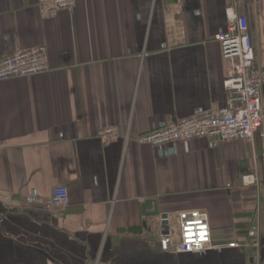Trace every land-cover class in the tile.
I'll list each match as a JSON object with an SVG mask.
<instances>
[{
  "label": "crops",
  "instance_id": "obj_1",
  "mask_svg": "<svg viewBox=\"0 0 264 264\" xmlns=\"http://www.w3.org/2000/svg\"><path fill=\"white\" fill-rule=\"evenodd\" d=\"M37 1L0 0V59L44 45L49 65L0 80V188L13 197L0 201V264H264V138H195L168 156L136 142L154 122L226 105L232 61L215 36L229 10L247 17L264 67V0H74L51 18ZM58 185L67 207L23 204ZM147 199L158 215L142 213ZM184 209L207 213L214 242L244 245L163 250L161 215L175 228Z\"/></svg>",
  "mask_w": 264,
  "mask_h": 264
},
{
  "label": "built area",
  "instance_id": "obj_2",
  "mask_svg": "<svg viewBox=\"0 0 264 264\" xmlns=\"http://www.w3.org/2000/svg\"><path fill=\"white\" fill-rule=\"evenodd\" d=\"M38 10L45 18L55 17L59 12L72 10L74 0H38ZM226 30L219 31L218 41L223 57L232 61L231 69L224 80L228 92L226 105L212 111L196 110L191 116L178 121H159L136 138L139 144H149L160 156L176 153L175 144L195 138H206L210 147L228 140L252 142L256 135L264 138V104L261 102V86L264 83V67L255 61L247 17L233 10L227 12ZM48 54L44 45L15 49L0 59V80L26 77L48 71ZM105 134H112L110 128ZM127 138V136H126ZM244 186L255 185L257 178L248 173L242 176ZM12 195L0 188V201L8 204ZM25 206L39 205L47 210L65 208L69 204L68 188L54 187L50 197H43L35 190L23 199ZM164 231L159 243L163 250L176 253L204 254L209 250L241 247V242H214L208 215L199 209H184L177 213V225L170 227L168 213L161 215ZM256 227L247 232V238L257 247Z\"/></svg>",
  "mask_w": 264,
  "mask_h": 264
},
{
  "label": "water",
  "instance_id": "obj_3",
  "mask_svg": "<svg viewBox=\"0 0 264 264\" xmlns=\"http://www.w3.org/2000/svg\"><path fill=\"white\" fill-rule=\"evenodd\" d=\"M142 213L148 216L158 215V209L151 199L144 200L141 204Z\"/></svg>",
  "mask_w": 264,
  "mask_h": 264
}]
</instances>
